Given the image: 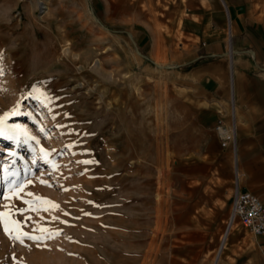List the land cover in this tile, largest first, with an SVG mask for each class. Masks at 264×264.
Here are the masks:
<instances>
[{
    "label": "rangeland",
    "instance_id": "rangeland-1",
    "mask_svg": "<svg viewBox=\"0 0 264 264\" xmlns=\"http://www.w3.org/2000/svg\"><path fill=\"white\" fill-rule=\"evenodd\" d=\"M39 2L0 0V116L19 113L0 136V264H182L193 133L173 75L130 32L172 29L174 2Z\"/></svg>",
    "mask_w": 264,
    "mask_h": 264
},
{
    "label": "crops",
    "instance_id": "crops-1",
    "mask_svg": "<svg viewBox=\"0 0 264 264\" xmlns=\"http://www.w3.org/2000/svg\"><path fill=\"white\" fill-rule=\"evenodd\" d=\"M176 24L157 35L131 29L137 49L173 75L193 133L174 201L176 252L185 264H264V235L235 221L230 149L213 127L235 124L238 189L264 207V0H172ZM183 158V159H182Z\"/></svg>",
    "mask_w": 264,
    "mask_h": 264
},
{
    "label": "built area",
    "instance_id": "built-area-1",
    "mask_svg": "<svg viewBox=\"0 0 264 264\" xmlns=\"http://www.w3.org/2000/svg\"><path fill=\"white\" fill-rule=\"evenodd\" d=\"M235 124L224 125L220 121L213 127L221 149H230V169L233 176V194L230 199L226 229L233 222L238 221L247 232L254 237L264 235V207L257 196L240 191L238 180L240 177L235 148Z\"/></svg>",
    "mask_w": 264,
    "mask_h": 264
},
{
    "label": "snow or ice",
    "instance_id": "snow-or-ice-1",
    "mask_svg": "<svg viewBox=\"0 0 264 264\" xmlns=\"http://www.w3.org/2000/svg\"><path fill=\"white\" fill-rule=\"evenodd\" d=\"M0 71H2V69H0ZM18 114L19 113L17 111L13 110V112L11 113H5L3 116H0V136H6L8 135V133L17 131V129L8 127L6 125L10 115H18ZM29 139H31V137H29ZM9 155L15 156V153H9ZM4 171L7 173L8 169L4 168ZM24 203H28V201H24ZM7 215H8L7 213H0V222L4 224V231L6 233L9 231V222L6 220ZM12 223L15 224L16 222H12ZM28 238L32 240L39 239L38 237H34V236H29Z\"/></svg>",
    "mask_w": 264,
    "mask_h": 264
},
{
    "label": "bare ground",
    "instance_id": "bare-ground-1",
    "mask_svg": "<svg viewBox=\"0 0 264 264\" xmlns=\"http://www.w3.org/2000/svg\"><path fill=\"white\" fill-rule=\"evenodd\" d=\"M38 2H39V0H38ZM38 6H39V8H40L39 10H44V11H45L46 7H44L43 2L40 1ZM42 12H43V11H41V13H42Z\"/></svg>",
    "mask_w": 264,
    "mask_h": 264
}]
</instances>
